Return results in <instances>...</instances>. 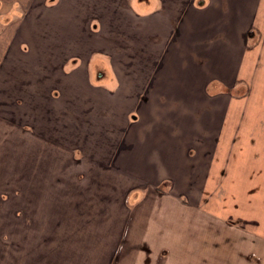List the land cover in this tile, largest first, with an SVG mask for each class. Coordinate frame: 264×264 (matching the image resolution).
<instances>
[{"label":"crops","instance_id":"1","mask_svg":"<svg viewBox=\"0 0 264 264\" xmlns=\"http://www.w3.org/2000/svg\"><path fill=\"white\" fill-rule=\"evenodd\" d=\"M91 1L43 0V5H52L41 14V67H32L37 50L31 41L27 52L10 50L7 31L14 23L0 30V88L8 86L1 101L10 104L14 116L24 115L25 125H33L34 131L22 135V163L17 164L22 174L12 171L25 225L18 222L9 228L12 243L0 264H264V127L256 132V115L246 111L249 119L242 129L239 122L245 113L235 109L237 104L260 103L259 120H264V0H205L203 5L198 0ZM33 2L3 0L0 6L38 5ZM235 9V16L229 15ZM93 18L109 39L114 40L116 32V43L131 46L108 57L111 84L94 80L98 68L90 66L88 71V62L97 54L91 50L109 46L85 37L83 24ZM75 20L81 25L72 38L79 39L80 48L70 34L69 42L62 36L77 28ZM51 38L60 39L51 47L56 59L45 46ZM70 43L74 48L62 61V47ZM208 55L221 57L211 64L204 60ZM50 61L58 65L47 66ZM208 69L221 70L227 84L239 74L252 92L211 96L210 88L223 90L227 85L209 83ZM44 79L55 82L51 86L65 83L72 97L89 92L101 103L106 98L115 105H105L110 108L106 117L96 112L87 117L74 107V99H61L63 90H49ZM48 98L53 102L43 105ZM179 104L194 107L195 116L184 111L175 116ZM65 108L81 121L63 117L60 110ZM134 111L139 118L133 122ZM190 119L198 120V126H186ZM51 129L55 135L59 130L64 141L77 134L78 145L68 148L62 140L46 147L47 138L40 134ZM102 130L109 139L110 130L114 133L109 146ZM83 137L88 139L85 148ZM73 156L83 158L85 180ZM156 156L162 170H155ZM168 176L177 187H153Z\"/></svg>","mask_w":264,"mask_h":264},{"label":"rangeland","instance_id":"2","mask_svg":"<svg viewBox=\"0 0 264 264\" xmlns=\"http://www.w3.org/2000/svg\"><path fill=\"white\" fill-rule=\"evenodd\" d=\"M5 1V0H4ZM1 2H3V0H0V3ZM85 2H92L91 0H85ZM38 4V5H36V6H27V7H23L24 8V10H23V8L19 5V4H15V6L13 5V4H7L6 6H4V5H2V6H0V30L1 29H5L6 27V25L8 24V20H9V18L8 17H10V15H6L7 13H12L13 12V14L12 15H15L14 16V18H16V17H20L19 19H17V20H15L13 23V25L12 26H10V28H8V31H7V38H8V40H9V42L11 43L10 44V50L13 48V49H16L17 50V52H18V48H21V46L22 47H24V46H27V47H30V44H29V42L31 41V43H32V45H33V48H36V50L37 51H35V54H34V56H35V58H36V61L35 60H33L32 59V61H35V64H34V62H32V67L34 66V67H41L42 66V64H39V57L42 59V55L41 54H39L40 53V50H43V45L44 44H42V42L40 41V38H39V34H40V31H42V28H44L45 29V27L43 26V24H44V22H42V18H41V16L42 15H44L45 14V12L47 13V11H49L50 10V7H48V6H45V5H43V0H34V2H33V4ZM42 4V5H41ZM58 7V6H57ZM57 7H55V8H57ZM84 9H86V8H84ZM101 9L104 11V10H106V8L105 7H101ZM108 9V8H107ZM25 11H27V12H25ZM234 13H236V9L235 10H233V12H231V13H229V15H233V16H235L234 15ZM31 14H33V18H30V15ZM42 14V15H41ZM51 18V17H50ZM52 18H57L56 17V14L55 15H53L52 16ZM225 19V18H224ZM54 20V19H53ZM226 20H230V19H228V18H226ZM42 22V23H41ZM74 24H73V27L76 25V23H77V20H75V22H73ZM80 25H81V22L78 24V26H77V28L76 29H70L69 31L70 32H67V31H63V34H62V36L64 37V36H66L65 37V41L66 42H69L70 41V39H69V37H68V34H70V36H71V38L72 37H74V35L75 34H77L78 32H79V30L78 29H80ZM106 25V24H105ZM108 26V25H107ZM48 29H50V27H47V29L46 30H48ZM54 30H52L51 32H53ZM71 32H75V33H71ZM6 33V31L3 33V35ZM42 33V32H41ZM19 34V35H18ZM41 35V34H40ZM49 35L50 34H48V37H49ZM17 37V38H14L13 39V37ZM30 36V37H29ZM113 36L115 37L114 39H116V40H118V33H116V32H113ZM19 37V38H18ZM30 38V39H29ZM72 40V42L74 43H76L77 45H79V46H77V47H79L80 48V46H81V42L79 41V39H74L73 40V38L71 39ZM100 40H102V39H98L97 40V42H96V44L97 43H100V44H102L101 45V47H104V46H107L108 44H103V43H105V41H100ZM59 41H60V39L58 38V39H55V38H51V42H50V44H48V43H46L47 45H45L46 47H47V52H50L51 53V55H52V59H56V56L53 54V50H52V46H53V44H58L59 43ZM69 44V46L67 45V44H64L63 45V49H65L66 50V52L64 53V55L62 56V61H64V60H66L67 58H68V53H67V51L69 50L70 51V49H72V48H74V44ZM95 44V45H96ZM71 46H73V47H71ZM99 46V45H98ZM97 47V46H96ZM31 48V47H30ZM37 52V53H36ZM80 52V51H79ZM90 53V52H89ZM78 54H81V53H78ZM87 54V53H86ZM239 58L241 59V55H239ZM224 60V59H223ZM42 60H40V62H41ZM225 61H226V58H225ZM246 62L244 61V66H245V68H246V64H245ZM19 64H22V60L20 61V63ZM28 64V63H27ZM27 64H26V66H27ZM56 65H58V63L56 62L55 63ZM54 63H52L51 61L50 62H48V63H46V65L48 66V65H50L51 67H53V66H56ZM6 66H9V65H6ZM6 71H8V70H5V72ZM230 73L229 74H231V73H233L234 72V70L233 71H229ZM218 73L220 74V75H223L224 77H225V75H224V73L221 71V70H218ZM227 73H228V71H227ZM5 74V76H7V78H11L10 80H14V75H12V74H10L9 73V71L8 72H6V73H4ZM4 74H3V76H4ZM2 76V77H3ZM4 78V77H3ZM6 78V77H5ZM16 78V77H15ZM17 79H21V78H19V77H17ZM45 80V79H44ZM51 80H54V78H51ZM46 81V80H45ZM62 82H65L64 80L62 81ZM44 83V82H43ZM43 83H42V85H41V87H43ZM45 83H47V86L49 87L48 89L49 90H51V89H54L55 87L57 88L58 87V89L60 88V90H63V93L61 94V99L62 100H65V99H68V100H70V99H74V103H75V106L74 107H77L79 110H81L80 111V113L81 114H83V115H86L87 117L90 115H94L95 114V112L97 113L98 112V110H101V109H103L104 110V108H105V113L108 111L109 112V107H106V106H108V104L107 103H109V105L112 107L113 105H115V104H113V103H110V101H108L106 98L104 99L105 101H103V103H101L100 101H99V98H96L95 96H93L91 93H82L80 96H78V97H72V95L71 94H69L70 92H68V90H67V85L65 84V83H63V86L61 87V85L60 84H58V86L56 85V86H51V85H53L55 82H50V81H46ZM55 88V89H56ZM3 89V90H2ZM7 90L8 89V86H6L5 85V87H1L0 88V100L2 99V95H1V93L3 94V92H4V90ZM49 90H47V95H49ZM65 90V91H64ZM66 90H67V93H66ZM66 93V94H65ZM50 101H43V105H46V104H51L52 102H53V100L51 99V98H48ZM103 99V98H102ZM71 102V101H70ZM254 102H256V101H254ZM103 105H104V107H103ZM106 105V106H105ZM180 105V104H179ZM192 105V104H191ZM262 104H260V103H249L248 105H246V104H241V105H239V104H237L236 105V111L239 113V112H243L244 111V113L245 114H243L241 117H240V124H242L243 125V128L242 129H244V128H246V126H247V122H245L246 121V119H249V117H247L246 116V111H254V113H255V117H254V119H253V123H252V125H253V128L255 129V131L256 132H258V129H260V130H262L263 129V127H264V120L262 119H260L259 120V115H262L263 113H261V111L263 110L262 109V106H261ZM246 106H247V109H246ZM225 108H226V103H224V105H223V110L225 111ZM253 109V110H250V109ZM77 109V110H78ZM78 110V111H79ZM107 110V111H106ZM171 111H173V110H171ZM187 112L186 114H189V117H193V116H195V108L194 107H192V106H190L189 107V105L188 104H185V107H182L181 105L180 106H178V109H177V111H175L174 113H175V116H180V113L181 112ZM86 112H89L90 114H88V113H86ZM189 112V113H188ZM245 115V119L243 120V116ZM103 117V116H102ZM42 119V118H41ZM40 119V120H41ZM176 121L175 122H177V119H175ZM191 120V123L188 125V124H185L186 126H190V127H196V126H198V120H193V119H190ZM41 122H44V120H41ZM224 122H225V120H224ZM181 125H183V124H181ZM184 126V125H183ZM96 129H94V131H95ZM105 130H102L101 132H103V134H104V143H105V146L108 144V140L109 141H112V138L113 137H110V139H109V137H108V135H107V133L106 132H104ZM31 132H34L33 130L31 131ZM100 134V133H99ZM98 134V135H99ZM264 134V133H263ZM65 136L66 135H64V133H63V138H65ZM40 137L41 138H47V144H48V146H46V147H49V146H53V145H49V144H51L52 143V141H55V142H59L60 143V141H62L63 139H61V137H62V134L60 133V131L58 130L57 131V135H55V129H51L49 132H48V134H46V135H44V134H40ZM66 138H68L66 141H64L63 142V145L64 146H67L68 148H70L71 146H74V147H76L78 144H76V143H78L79 141H76L77 139H78V136H77V134L76 135H74V137L73 136H70V134L68 135V136H66ZM108 139V140H107ZM83 140L84 141H82L81 142V145H83V148H85V143H87L88 142V139L86 138V139H84V137H83ZM74 142V145H72V143ZM113 142V141H112ZM17 143L19 144H21V143H23V140H22V137H20V136H16L15 137V139H14V145L13 146H6V147H0V186H1V184H2V180L3 179H6V178H10V176H12V175H7L6 173H5V170L7 169V168H9V170H10V173L9 174H12V171H13V174L15 175V176H17V175H21L22 174V169H21V166L20 167H17V164H20L21 165V163H22V148H20V147H17ZM33 144V143H32ZM111 144H114V143H111ZM22 145V144H21ZM108 146V145H107ZM8 148H13L12 149V151L11 150H9ZM50 148V147H49ZM43 149H41V151H42ZM86 152V151H85ZM43 153V152H42ZM49 153H50V151H49ZM87 153V152H86ZM182 155V152H180V154H179V157ZM178 157V158H179ZM9 159V160H8ZM168 159L169 160H172L173 158L171 157V155L170 156H168ZM8 160V161H7ZM13 162V164L15 165V167L13 168V167H11V163ZM6 166H8V167H6ZM95 167H97V166H95ZM98 172H94L93 174H97ZM16 180H21V177H16ZM181 187V186H180ZM18 191V190H17ZM19 192V191H18ZM18 195H21V192H19L18 193ZM21 206V205H20ZM22 207V206H21ZM23 212V211H22ZM24 216H25V218H26V215L24 214ZM0 220H1V215H0ZM26 220V219H25ZM25 220H18L17 222H19V224H21V225H25ZM19 234H20V236L22 237V234H23V230H20L19 231ZM23 238V237H22ZM4 253H5V251H4ZM6 253H9V249H7V251H6ZM6 253H5V256H7L6 255ZM7 259V257L5 258V260ZM4 260V261H5ZM16 263V262H15Z\"/></svg>","mask_w":264,"mask_h":264},{"label":"flooded vegetation","instance_id":"3","mask_svg":"<svg viewBox=\"0 0 264 264\" xmlns=\"http://www.w3.org/2000/svg\"><path fill=\"white\" fill-rule=\"evenodd\" d=\"M200 5H203L205 0H198ZM45 6H51L52 4H49L47 2H44ZM127 7H129V4L127 5ZM21 7L23 8V6L21 5ZM130 10H133L131 8V6L129 7ZM24 10V8H23ZM26 12V11H25ZM15 15H10L8 22L9 23H13L15 20L19 19L20 17H16L14 18ZM8 23V24H9ZM83 31H85L84 35H86L85 37L87 39H102L100 41H106V42H111L108 43V47L106 48H102L100 51L101 52H97L96 50H91L92 54H95L96 57H94L92 59V62H88L87 66L89 67L88 71L91 72L90 66H93L92 69L94 70L95 67L98 68L95 72H94V80L95 81H104L106 83L111 84L112 83V79L110 77V69L108 70L107 67L112 68V64L111 61L109 60V56L110 57H114L115 55L119 54V52L122 51H126L129 48H131V46L127 47L126 44L123 43H116L115 39H109L111 38L110 35L108 34V32L106 30H102L101 29V23L97 18H93L91 20H88L87 22H85L83 24ZM254 28L248 31V38H249V42H251V39L254 36ZM115 42V43H113ZM252 46V45H251ZM252 47L249 48V50H251ZM21 50L24 52L28 51V47L21 46ZM90 51V52H91ZM106 55V57H105ZM221 56L218 55H208V56H204V60H210V63L213 64V61L215 59H217V63L219 61ZM78 58L73 59L74 61H76ZM94 61V63H93ZM216 63V64H217ZM215 72H210L208 69V75H210V79L208 77V82L212 83L211 81L217 82L220 84H224L227 85V87H225L223 90L218 89V87L216 88H210V90L212 91V93H209L211 96H216V95H220V94H229V93H234V91L238 90V92L244 93L246 90L247 93H251L252 92V88L249 86H247V88L244 87V84L241 80V77L239 74L236 73L235 75V80L234 82H232L231 84H227V81L225 80L223 75H220L217 71V69H214ZM91 82V81H90ZM93 86H96L95 83L91 82ZM107 84V85H109ZM108 91H111L108 87H107ZM53 96L56 97L58 96V92L57 90H55V92H53ZM20 100L17 102V106L16 108H18V106L20 105ZM104 110H98V115H100L101 117H106L109 115V112L107 111L106 113L104 112ZM14 109L10 108V104H8V102L6 101H1L0 100V114H6V117H2L0 116V147H6V146H13L14 144V139L16 136H20L22 137L23 134H25L28 131H32L33 125H25V119H24V115L22 116H14ZM96 113V114H97ZM60 114L63 117H69L70 115L75 117L78 122L81 121V118L76 115L74 113L73 110H71L70 108H65L63 110H60ZM59 117V116H58ZM32 121H36V117L35 116H31ZM138 112L134 111L130 114V119L134 122V121H138ZM81 126H83L82 122H81ZM142 126V125H141ZM110 137L114 138V133L111 132L110 130ZM23 140V139H22ZM108 140V139H107ZM22 144V145H21ZM17 143V147L22 148L23 147V143ZM109 146V144H108ZM112 146H115L114 144H112ZM9 150L12 151L13 148H8ZM83 158L81 156H73L72 157V161H76L79 162L80 164V172H79V176L81 177L82 180H85L88 176V172L86 170V168L84 167L83 164ZM9 160V159H8ZM7 160V161H8ZM152 160V159H151ZM1 161V160H0ZM152 162H154V166H155V170H162L161 166H160V159L158 156L155 157V159L152 160ZM8 167V166H6ZM5 173L7 175H12L9 174L10 170L9 168H7L5 170ZM14 177L10 176V178H6L2 180V184L0 186V215H1V220H0V247L3 249V251L0 253V259H2L3 261L5 260L6 256L5 253L7 251V249H9L10 244L12 243L10 240L11 237V232L9 231V228L14 224V223H18V220H24L25 216H24V209L16 202L15 197L18 196V191L13 187L12 182H13ZM1 180V179H0ZM178 184H176V182L174 181V179L172 178V176H168L165 178L164 181L154 184L153 187L157 190H164L166 188H174L177 187ZM191 187L194 186V184L190 185ZM88 187V186H87ZM139 192L142 191L141 187L138 190ZM205 201V200H204ZM23 211V212H22ZM27 235L25 232H23L22 237L25 238ZM5 251V253H4Z\"/></svg>","mask_w":264,"mask_h":264}]
</instances>
